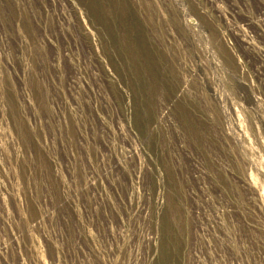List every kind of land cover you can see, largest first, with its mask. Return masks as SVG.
I'll use <instances>...</instances> for the list:
<instances>
[{
    "label": "rangeland",
    "instance_id": "rangeland-1",
    "mask_svg": "<svg viewBox=\"0 0 264 264\" xmlns=\"http://www.w3.org/2000/svg\"><path fill=\"white\" fill-rule=\"evenodd\" d=\"M251 1L0 0V264H264Z\"/></svg>",
    "mask_w": 264,
    "mask_h": 264
},
{
    "label": "built area",
    "instance_id": "built-area-1",
    "mask_svg": "<svg viewBox=\"0 0 264 264\" xmlns=\"http://www.w3.org/2000/svg\"><path fill=\"white\" fill-rule=\"evenodd\" d=\"M243 1V0H242ZM251 9L258 10L255 14H249L247 11L246 15H239V19L244 21V24L253 28L256 34L262 35L264 38V3L257 0L251 1ZM223 18H225L223 16ZM247 21V22H246ZM232 24H235L234 18H232ZM224 37V38H223ZM222 40L226 48L233 53L235 56L236 67L238 66L237 79L241 86L246 90L247 94L252 97V99L256 98L255 94V81L247 74L244 70V57L250 60L252 65L258 66V68H262L264 71V41L263 45L255 46L243 40V35L241 33L237 34V41L235 44L231 43L227 37L223 36ZM250 64V65H251ZM251 65V66H252ZM246 76V79H245ZM262 78H260V86L263 89L262 94H264V73L261 74ZM261 114L264 115V107L261 105Z\"/></svg>",
    "mask_w": 264,
    "mask_h": 264
}]
</instances>
